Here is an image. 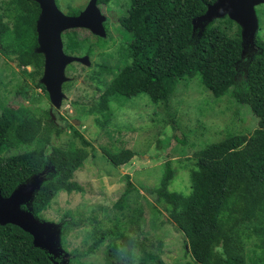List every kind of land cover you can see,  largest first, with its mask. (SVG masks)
I'll use <instances>...</instances> for the list:
<instances>
[{"label":"trees","instance_id":"1","mask_svg":"<svg viewBox=\"0 0 264 264\" xmlns=\"http://www.w3.org/2000/svg\"><path fill=\"white\" fill-rule=\"evenodd\" d=\"M107 1L98 0V5L102 8ZM213 2L129 0L127 11L118 16V21L131 34V39L124 46L122 60L101 64L112 76L103 81L102 88L98 87L99 97L89 111L101 114L98 118L102 123L111 115L113 98L141 94L169 108L179 81L194 77L214 97L228 94L238 104L248 106L258 118L257 127L250 135L229 134L188 157L192 163L188 193L170 189L176 176L170 158L163 165L159 184L146 190L155 195L156 202L184 234L186 249L196 263L264 264V38L256 33L253 46L243 42L241 27L228 16L194 28L193 21ZM80 10L70 6L67 14L76 15ZM0 11L11 22L0 32V53L7 59L14 57L19 67L32 66L31 70L21 69L17 94L28 97L30 82L49 96L40 82L44 55L35 51L38 2L0 0ZM263 13L264 10L261 18ZM260 22L259 18L258 30ZM104 25L107 27V21ZM232 25L236 26L235 35L228 31ZM90 36L91 32L85 28L63 31L65 52L92 56L95 43ZM97 39L100 45L104 44L101 40L105 38L97 36ZM171 125L177 133L178 122L173 119ZM69 126L80 146L53 143V136H60L63 128L49 111L44 117L29 106L15 110L0 107L1 193L8 196L19 184L42 174V184L30 205L37 217L51 207L60 192L85 191L75 180V174L83 168L92 143L73 123ZM177 140L185 144L183 138ZM21 147L24 149L20 150ZM102 152L115 167L129 163L136 154L127 147H103ZM134 189L135 184L126 175L125 190L114 205L123 209ZM86 225L91 226L86 248L75 251L76 254L71 251L67 257H54L35 247L33 236L17 225H0V264H93L84 258L94 254L106 240L103 264H166L150 247L142 248L135 259V235L116 226L104 228L96 217L72 218L64 223L62 245L65 247V236L70 230ZM251 238H256L257 243L248 248Z\"/></svg>","mask_w":264,"mask_h":264},{"label":"rangeland","instance_id":"2","mask_svg":"<svg viewBox=\"0 0 264 264\" xmlns=\"http://www.w3.org/2000/svg\"><path fill=\"white\" fill-rule=\"evenodd\" d=\"M88 1L56 0L65 13L70 6L82 9ZM128 1L108 0L102 4V8L99 5L108 24L107 34L103 37L106 40H101L104 44L100 45L97 35L91 33V41L95 43L93 55L90 56L91 64L87 66L73 62L66 67L68 80L62 86L64 98L59 108L54 107L50 97L41 88L30 82L28 97L17 94V86L22 81L21 69L32 68L19 67L14 57L7 59L0 53V107L15 110L20 106H29L38 116L44 117L47 111L51 113L52 110L54 121L63 128L60 136H53L54 144L63 147L81 145L69 126L73 121L79 122L73 124L92 143L88 147L90 155L83 168L75 174V180L84 186L85 191L70 194L60 192L51 207L38 217L60 228L61 238L63 224L72 218L88 220L96 217L104 228L116 226L135 235V259L140 256L142 248L150 247L166 264H198L186 249L184 234L169 219L162 205L156 202L155 195L146 188L159 184L163 165L170 158L176 169L170 189L188 193L192 165L188 157L229 134L250 135L257 127L258 118L248 106L238 104L228 94L214 97L199 78L194 77L179 81L169 108L163 103L152 102L145 94L132 98L117 97L111 101V115L100 123L98 117L101 114L90 112L89 109L98 99L103 81L112 76L102 65L122 60L124 46L131 39V34L118 21V16L127 11ZM256 10L261 21L257 33L264 38V13L261 18L264 4L257 5ZM10 25V20L0 11V32ZM228 31L235 35L236 26L232 25ZM70 80L72 82L64 86ZM173 119L179 125L177 133L172 129ZM177 137L183 138L185 144L180 143ZM103 147H127L136 154L129 163L115 167L104 156ZM126 175L130 176L135 189L128 195L125 207L119 209L114 204L125 190ZM66 213L69 215L66 216ZM90 230L89 225L70 230L65 236V247L60 240V247L64 250L62 255L67 257L71 251L76 254L75 251L86 248ZM107 242L84 260L103 264ZM255 243L257 239L251 238L247 247Z\"/></svg>","mask_w":264,"mask_h":264},{"label":"water","instance_id":"3","mask_svg":"<svg viewBox=\"0 0 264 264\" xmlns=\"http://www.w3.org/2000/svg\"><path fill=\"white\" fill-rule=\"evenodd\" d=\"M34 1L40 6L36 21L38 45L35 51L44 55V70L40 82L45 86L51 103L55 108H59L64 98L62 86L68 80L65 74L67 65L73 62H80L87 66L91 64L88 54L73 55L65 52L63 31L70 28H85L94 35L105 37L106 16L102 13L98 0H89L76 15L63 12L56 0ZM261 3H264V0H215L208 5L204 14L193 21L194 28L201 23L204 27L206 21L228 16L241 27L243 42L251 43L253 46L259 28L256 6ZM73 123L79 122L73 121ZM42 181V174H37L19 184L8 196L2 195L0 190V225L11 223L19 226L33 236L35 247L46 250L54 257H59L63 253L60 247L61 229L55 227L52 222L41 221L34 215L30 206Z\"/></svg>","mask_w":264,"mask_h":264},{"label":"flooded vegetation","instance_id":"4","mask_svg":"<svg viewBox=\"0 0 264 264\" xmlns=\"http://www.w3.org/2000/svg\"><path fill=\"white\" fill-rule=\"evenodd\" d=\"M88 2H89V1H88ZM83 8H84V7H83ZM83 8H82V9H83ZM104 23H105V22H104ZM26 67H28V68H32V66H31V65H28V66H26Z\"/></svg>","mask_w":264,"mask_h":264},{"label":"clouds","instance_id":"5","mask_svg":"<svg viewBox=\"0 0 264 264\" xmlns=\"http://www.w3.org/2000/svg\"><path fill=\"white\" fill-rule=\"evenodd\" d=\"M22 67H26V66H22Z\"/></svg>","mask_w":264,"mask_h":264}]
</instances>
